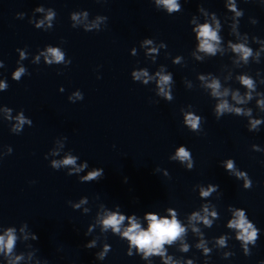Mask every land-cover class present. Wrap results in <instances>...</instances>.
I'll return each mask as SVG.
<instances>
[{
	"label": "clouds",
	"instance_id": "1",
	"mask_svg": "<svg viewBox=\"0 0 264 264\" xmlns=\"http://www.w3.org/2000/svg\"><path fill=\"white\" fill-rule=\"evenodd\" d=\"M158 5H163L164 8L168 10L169 14L181 11V4L177 3V0H156ZM245 3H254V0H244ZM227 7L230 11L235 13L236 17H241L244 15L242 11L237 10V6L234 0H228ZM199 8V6H198ZM52 18V14H49V19ZM73 20H78L79 17L75 14L72 16ZM213 21L215 23V27L212 24L204 23L197 25V27L193 30L196 34V39L199 41L198 51L205 53L209 57H215L218 52H222L221 48L222 38L220 35L221 24L219 20H216L215 14L213 13ZM153 41L151 39L144 40L145 45H151ZM163 47H167L166 44L162 45ZM228 46L231 48L232 52L239 56V59L243 61L245 64L249 63L251 57H253L254 53L251 47L247 46L246 43H232L229 41ZM157 48L152 47L149 49V55L153 53H157ZM41 55H44L46 62L51 65L53 62L61 63L64 61L65 54L59 48L48 47L47 52H42ZM256 62L259 63V52L255 53ZM24 57V53L21 52V58ZM50 57V58H49ZM197 60L203 59L201 56L196 57ZM39 60V57H37ZM174 62H178L174 61ZM71 63V61H69ZM25 74V68H18L13 74L12 79L19 81L22 75ZM159 77L157 81V86L159 88V92L161 95L165 96L166 99L171 100L172 96L169 92H166L165 89L172 82L171 74H161L156 73ZM134 80H141L144 77V83L147 84L149 80L152 79L148 75L147 71H136L132 73ZM202 81L207 80V77L200 76ZM238 80L241 85L248 89V92L245 94V97H241L239 92H234L232 94V99L236 101L237 104H243L246 100L252 99V92L255 91L256 84L252 77L248 75H242L238 77ZM8 87L3 81H0V90H6ZM206 87L211 89V95L213 97L221 98L227 97L229 92L228 89L221 91V84L217 79H211L210 82L206 84ZM258 106L264 109V100L257 101ZM6 111L10 112L11 109H6ZM235 113L237 115L245 114L244 110L241 108H235L231 106L226 99L220 100V102L215 107V115L217 118L222 116L224 113ZM250 114V110H249ZM201 117L188 114L186 116V123L190 126L192 130H198L200 125ZM17 123L14 125L13 131L19 133L22 131L25 123L32 124L30 119H26L23 113L16 117ZM261 120H252L250 122V130H257L258 125L261 123ZM67 139V137H65ZM56 154V153H54ZM47 159V156L44 157ZM77 159L78 157L72 154H68L63 159L52 160L50 167L53 170L59 171L62 167L72 166V171L67 173L68 176L73 175V173H79L83 169L88 167V162L85 161L83 165L77 167ZM173 159H178L181 163L184 161H189L191 159V153L187 150L186 147H180L176 155ZM189 168L192 167V164L189 163ZM235 168V164L232 160H228L226 163V169L228 171H232ZM237 177H244L246 174L237 172ZM104 177V169L103 168H95L93 171L89 172L87 175L79 178L80 183L99 181ZM125 183H127V177H125ZM251 181H246L245 188H251ZM219 189V185L215 187H209L207 190L201 188L200 195L202 197H208L213 191H217ZM86 202V201H82ZM75 207H79L76 205ZM119 209V206H117ZM169 216H158L155 213L148 212L145 214L144 219L147 221V227H142L141 223L138 222V219L135 214L130 216H125L120 214L119 210L115 212H106V214L100 219V223L102 224V231L107 232L111 230L114 234H117L121 238L127 241V255L129 257L138 254L142 260H148L150 257H159L162 261V264H180L179 261L174 260L172 256L168 255V247H171L175 242L179 241L180 251L188 252L189 245L184 243V237L187 235V227H185L181 221L177 218V214L172 209H168ZM204 215L202 216L200 212H193L189 217V223L192 222H203V224L207 227L212 226V220L208 218L211 215L213 218L217 217V213L212 211L209 213L207 207L203 208ZM125 220H127V227H123ZM227 227L230 229H235L236 231V239L242 242V246L244 249V254L246 256L250 255V251L248 248L249 244L253 246L256 245L258 240V233L260 229L254 226L253 222H250L249 219L245 215L244 209H237L233 212V219H231ZM192 231L199 233V229L194 225L192 227ZM202 235V233H201ZM15 229L9 228L4 235H0V252L5 253L6 255H11L13 252V248L16 242ZM34 240H38V236L36 234L33 235ZM227 238L221 236L216 243L220 247L226 246ZM94 244H85V248H91ZM167 246V247H166ZM198 249H202L205 256H208L211 252V249L206 246V241L203 239L196 245ZM110 246L105 245L104 251L98 254V258L104 259L107 253L110 251ZM22 259V257L17 256L15 260L18 261ZM13 264V262H10ZM186 264H194L192 259H188ZM259 264H264V260H261Z\"/></svg>",
	"mask_w": 264,
	"mask_h": 264
}]
</instances>
